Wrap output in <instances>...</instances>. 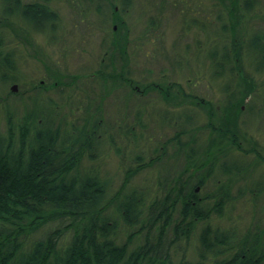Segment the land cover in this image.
Masks as SVG:
<instances>
[{
    "label": "trees",
    "instance_id": "trees-1",
    "mask_svg": "<svg viewBox=\"0 0 264 264\" xmlns=\"http://www.w3.org/2000/svg\"><path fill=\"white\" fill-rule=\"evenodd\" d=\"M54 1L0 0L3 85L21 80V55L12 46L21 32L45 33L53 42L61 39ZM79 1L96 4L101 14L111 11L118 26L110 30L112 39L105 40L98 69L88 76L67 74L60 58L49 63L33 54L45 64L44 82L52 83L49 88L59 92L58 99L30 96L20 115L7 100L17 91L11 86L6 97L0 94L5 124L0 128V264H264V215L241 229L231 214L236 202L249 195L255 207L264 186V176L256 180L251 175V163L232 157L234 150L254 153L264 164L259 148L242 146L238 124L245 99L258 92L256 79L245 69L246 57L255 70L264 71V0H212L221 26L216 36L209 33L196 58L207 63L214 78L237 81L224 108L201 92V74L190 69L189 45L163 56L175 70L189 67L196 78L189 77L187 86L176 79L141 84L134 78L129 56L133 23L123 17L134 7L133 0ZM158 1L151 3L158 14L142 9V16H149L142 39L162 23L166 2ZM194 21L203 30L209 27L206 19ZM245 32H251L248 38ZM109 85L128 87L136 95L155 92L167 106H186L180 110L183 121L175 118L174 137L161 143L149 160L137 155V164L124 171L116 190L99 160L105 135L122 154L115 140L118 129L105 117L108 95L97 91ZM144 110H135L138 118L127 129L133 142L134 129L146 125ZM202 111L207 117L203 128L211 136L207 145L197 142ZM170 120L173 124L174 117ZM172 142L175 154H169ZM166 155L184 158L180 174L160 176L154 197L141 186L129 188L135 176ZM194 241L195 251H189Z\"/></svg>",
    "mask_w": 264,
    "mask_h": 264
},
{
    "label": "rangeland",
    "instance_id": "rangeland-1",
    "mask_svg": "<svg viewBox=\"0 0 264 264\" xmlns=\"http://www.w3.org/2000/svg\"><path fill=\"white\" fill-rule=\"evenodd\" d=\"M133 1L134 7L127 14L123 13V17L130 24L133 23V29L130 32L132 41L129 47V56L134 69V78L141 84H146L153 79L156 81L176 79L187 86L189 77L196 78L190 76L189 67L188 69L175 70V68H172L169 59L164 61L163 56L173 55L175 51H179V47L188 48L187 45H189L190 69H195L201 74L198 79V84L202 89L201 92L206 94L208 98L213 99L215 105H220L223 108L227 106L231 94L236 91L237 81L214 78L207 63L199 62L196 58L197 52L201 51V47L205 48L206 43L209 41V33H212L213 37L216 36L215 33L219 31L221 26L220 21H217L216 18L218 7H210L213 1L165 0L164 18L160 27L154 28L152 34L148 35L151 37H145L144 39L139 36L147 27L149 16H142V9L145 8L148 11L151 8L150 15L158 14V12L153 8L152 0ZM83 2L79 0L54 1V6L60 14V27L62 29V34L59 33L61 39L55 42L50 40L45 33H32L24 30L25 28L23 30L28 33L21 32V37L17 36L16 40L12 34L11 37L14 39L12 46L18 47L21 55L19 66L21 80L17 82L16 95L7 96L12 85H3L2 83H0V94L3 97L7 96L8 102L20 115L23 114L25 109L23 106L26 102H29L30 96L40 100L47 97L58 99L59 92L49 88L52 83L49 81L44 82L47 68L41 60L34 57L35 54L44 57L46 62L49 63H53L54 60L60 58L61 67L67 74L79 73L88 76L98 69L105 52V40L112 39L114 34L110 30L113 27L118 30V26L112 21L111 11L107 10L106 13L101 14L97 10L96 4ZM158 2H161V0ZM105 3L106 1H103V4ZM118 7L120 10V5ZM108 11L109 13H107ZM195 19L197 21L206 19L209 27L203 30L199 24H195ZM245 33L248 38L251 32L249 34L248 32ZM28 39L30 46L27 44ZM66 47L69 49L67 53L64 51ZM54 67L56 66L54 65ZM245 67L256 79L258 92L256 95H251L245 99L246 103L242 105L243 112L239 115L238 124L242 135V146L247 149L257 147L264 154V71L255 70L250 57H246ZM41 84L44 86H40ZM118 86L109 85L97 89V91L108 95L105 96L104 101L106 120L110 121L115 130L120 131L118 133L117 130L115 140L117 141V147L122 150L121 155L118 154L116 146L111 144L106 135L100 143L99 160L102 164V172L112 179L113 189L120 187L123 183L124 171L137 164V155L144 154L146 160H149L156 153L155 149L161 146V143L174 137L177 131L175 125L178 121L175 118L184 119V116H181V111L186 107H175L172 104L167 106L155 92L136 95L130 88ZM66 92L69 95L70 90ZM68 106V104L64 106V110L68 112L70 119L72 115ZM138 108L145 109L142 116H144L143 123H146V125L137 126L134 129V131L136 130L137 139L136 142H133V140L126 137L130 135L127 129L137 120L136 111ZM73 116L76 117L78 114ZM172 116L174 117L173 124L170 120ZM163 119H167V121ZM206 121V114L202 111V116L198 120V125L202 129L199 130L197 141L202 145H207L211 140L210 131L203 128ZM4 125V117L0 111V128ZM176 148L175 143L170 145L169 154H175ZM232 157L240 159V161L245 159L243 161L245 164L251 163V175H255L256 180L264 176V164L257 159L254 153L244 154L234 150L232 151ZM184 165L183 157L171 158L166 155L162 161L135 176L129 188L141 186L142 189L148 191L150 197H154L158 193L157 182L159 177L168 174L176 177L183 170ZM262 190L255 207L251 201V195L236 202L231 214L240 223L241 229L245 228L253 218L255 220L259 215H264V186H262ZM222 222H226L224 225L228 223L226 220ZM195 243L196 241L188 246L189 251H195Z\"/></svg>",
    "mask_w": 264,
    "mask_h": 264
},
{
    "label": "water",
    "instance_id": "water-1",
    "mask_svg": "<svg viewBox=\"0 0 264 264\" xmlns=\"http://www.w3.org/2000/svg\"><path fill=\"white\" fill-rule=\"evenodd\" d=\"M12 90L13 91H17L18 90V85L17 84L12 85Z\"/></svg>",
    "mask_w": 264,
    "mask_h": 264
}]
</instances>
